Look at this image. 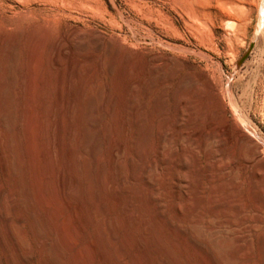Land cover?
I'll use <instances>...</instances> for the list:
<instances>
[{"label": "rangeland", "instance_id": "374dc122", "mask_svg": "<svg viewBox=\"0 0 264 264\" xmlns=\"http://www.w3.org/2000/svg\"><path fill=\"white\" fill-rule=\"evenodd\" d=\"M0 60L1 70L11 76V112L20 133L18 166L26 169L29 163L23 131L27 105L34 120L31 131L40 190L49 212L57 215V221H48L43 246L38 247L35 217L23 213L25 223L20 230L30 254L25 264H43L44 250L57 239L58 226L73 245L62 264H73L76 253L83 264L112 263L101 258L105 248L94 226H107L122 206L118 209L103 193L92 157L81 150L78 160L87 159L91 172L88 186L93 191L90 196H95L93 205L88 195L80 197L75 192L78 185L89 187L83 181L78 184L82 179L75 175L80 162L72 163L70 122H60L62 107L71 101H82L84 106L87 97L96 101L91 124L105 161L109 162L107 125L110 141L125 155L129 172L114 193L126 200L123 205L140 229L129 230L130 245H126L125 229L117 228L111 241V253L120 258L115 264H131L140 232L153 244L149 229L153 214L162 217V241L179 264H201L192 247L197 244L192 240L193 226L201 227L203 236H222L229 251L239 255L237 264H264V206L253 207L252 195L249 201L242 195L244 179L264 172V0H0ZM59 77L66 84L64 98L57 104ZM29 92L32 99L27 103ZM142 131L147 132L142 149L147 164H141L139 157ZM55 139L64 143L59 152L54 143L48 147ZM137 164L142 173L154 174L153 183L143 179L146 196L153 202L147 212L134 192L137 183L131 167ZM62 171L69 191L73 196L76 193L70 198L84 224L81 234L69 217L73 208L61 204L56 180ZM1 175L0 167V183L11 185L12 178L5 180ZM25 188L39 215L48 219L38 205L36 191ZM96 206L103 214L94 219L99 223L94 225L86 217L94 218ZM253 211L262 215L260 229L242 241V217L247 213L252 218ZM1 235L0 228V264H10L12 245L8 239L1 242ZM91 242L96 249L90 248ZM245 248L248 255L242 254ZM162 258L160 264H169L165 255ZM23 261L21 254L15 255L16 264Z\"/></svg>", "mask_w": 264, "mask_h": 264}, {"label": "bare ground", "instance_id": "6f19581e", "mask_svg": "<svg viewBox=\"0 0 264 264\" xmlns=\"http://www.w3.org/2000/svg\"><path fill=\"white\" fill-rule=\"evenodd\" d=\"M7 62L12 64L13 59H9V60H7ZM7 66H9V65L7 64ZM1 69L2 68H1V64H0V163H1L0 167H1V174H2L1 176L5 180H9L12 178V182L10 183L11 185H9V186H5V184L0 183V228L2 230V235H1L2 241L1 242H4V240L8 239L9 243H11V245H12L13 254L12 255L10 254L11 256L9 257V260H8L10 264H16V262H15V255L16 254L17 255L21 254L23 256V258H24L23 263L25 264V262H28V255H30V254H28L27 250H26V248H28L27 247L28 244L26 245V238L23 235V232H21V230H20L21 226L25 223L24 222L25 215H23V213L25 214V211H27V213L30 212L35 217V220H34L35 221L34 238H35V241H36V244L38 245V247L43 246V242H44L43 238L45 237V234L49 228L48 221H57V215L55 212H49L48 201L45 199V196L42 194V192L40 190V185H39V181H38L39 180V175H38L39 170L37 169L38 163H37V158L35 155L36 152L34 150L35 146L33 145L35 142L33 139L34 134L31 131L32 130L31 129V127H32L31 123L34 120H33V115L28 110L29 107L27 105L23 109V115L25 116L23 131L25 132V135H26V140H25L26 151H24V152H26L25 155L29 158V163L27 166L28 168H26V169L24 167V169L20 170V168L18 166L20 163V161H19L20 160V153L18 152V145H19L18 143L20 141V133H19L14 121H13V115L11 112V105H10L11 104L10 103L11 102L10 101L11 100L10 94L12 92V83H11V78H10L11 76L9 73L4 72ZM87 73H88V71H87ZM65 84H66V82L64 81V79H62V78L60 79V77H59V79H57V85H56L57 104L61 103L63 98H64V92H65L64 86H65ZM28 85H30V84H28ZM82 91H84V90H81V92ZM79 95H80V93H79ZM27 97H28L27 98V103H28L32 99L31 92L28 93ZM85 99L86 100L84 101V106H83L82 101L77 100L79 102H72L71 101L70 104L69 103L67 104L68 106L62 107L63 108V113H62L63 116L61 117V121H60V119H58V120L61 122V125H62V123H65L66 121L70 122V126L72 128V130H71V132H72L71 133L72 134L71 142H69L68 146L71 150V153L73 154V157H72L73 162L72 163H75L78 165V163L80 162L79 165L81 168L76 167L78 169L75 172L76 178L82 179V180H79L78 184L81 183L80 181H83L84 185L89 187L90 186L89 185V182H90L89 179L91 177V175H90L91 172H89L90 169L88 166L89 163L86 161L87 159L82 160V161H79L80 159L78 160L79 155H77V151L81 150L84 153H87L89 156L92 157L93 162H94V167H93L94 171H95L94 173L96 174L95 178L97 179L99 187L103 190V193L105 192L107 194V197L114 202V204L117 206V208L118 207L121 208V206L123 208V209L121 208L122 211H120L118 214L119 217L117 216V218L111 220V222L109 221V224L107 226L104 225L105 223H102L103 225L102 224L100 225L99 223H97L94 220V219L98 218L101 214H103V213H100L99 209L97 208L99 205L96 206L94 208V210L92 209L94 218H92L91 216L86 217V219L88 221L93 220V222H95L94 225H96V223L99 224L97 227L94 225L93 226L98 229L97 230V234H98L97 238H99V242H100L99 244H102L103 247L105 248L104 251H102V253H101V255H102L101 258L104 257L105 259H107L108 260L107 263H109V261H111L112 263L115 264L116 261H118V260L120 261V258L116 254L113 255L111 253V249L113 247L112 246L113 243H111V241H113V239H114L112 237L114 236L117 228L121 229L120 226H122L125 229L126 234L124 233L125 234L124 240H125L126 245H128L129 240H130L129 230L132 227H136V225H137V221L134 218V216L130 213L128 207L123 205L124 204L123 201L126 203V200L122 201V198L117 196L118 194L116 195V193H114V190L117 186V183L118 182H125V180L127 178V174L129 172V167L125 162V155H123V151L121 150V147L118 145L112 144V142L110 141L111 140L110 138L112 136L110 125H107V127L105 128L106 129L105 132L108 136V141H109L108 142L109 143L108 148H107L109 162L107 163L105 161L104 156L100 153V148L98 146V140L96 138L95 131L93 130L94 126L91 124V120L93 118V109H94L93 106H94L96 101L91 97H87ZM68 102H69V100H68ZM24 104H25V102H24ZM158 104L161 105V103H158ZM158 104L156 106L157 112H159L158 110L160 108L158 106ZM49 113H51L50 109H48L46 112V114L49 115V119L47 120L48 121L47 125H49L52 122ZM110 113L114 114L113 110H111ZM146 133L143 132L139 138V141H138V147H139V152H140L139 157H140L141 164H144V163L147 164L148 163L146 157H144V154H142V149L144 148V144H145V140H146V136H147ZM53 143H54L55 147L57 148L58 152L61 149V146L64 145L63 141H61L59 139H55L54 142L52 141V143H48V147H50ZM45 151H46V149H45ZM47 151H48L47 155L49 157L51 155V150L49 151V149H47ZM118 153H121V155L117 157L116 154H118ZM72 154H71V156H72ZM41 155H43V154L41 153ZM79 169H81L82 171H79ZM27 172H28V175H27ZM65 176H66V174L64 171H62L58 175V178L56 180L58 190H59L58 193L60 194V197H61V204L67 209L73 208V210H74V207H73L74 204L72 202L73 198L72 197H71L72 199L70 198V196L72 194L69 191L68 186L66 185ZM250 176H251L252 180L249 178L244 179V187L242 186V189H244V193L242 194L244 196L243 199H245V200L248 199V201H249L250 198H248V197L252 195V199H253V202L255 204V205L253 204V207L256 205H258V206L263 205L264 206V172L262 175H259V173L256 172ZM131 177H132L133 181H135L137 183V185L135 186L136 189H134L135 190L134 192L136 193L137 197H139V199L141 200V206L140 207H141L143 212H147L151 209L153 202L150 201V198H148L146 196V193H147L146 191H148V190H146V187H144V185H143V179L146 180V183H153L154 182V174L151 171H147L145 173H142L141 165L137 164V165H133L131 167ZM22 184L24 185V187L22 186ZM26 186L27 187L29 186L30 188H32V190L36 191V193H37L36 200L38 202V205H40L39 207H41L43 212L48 214V216H47L48 219L39 215L37 208L35 207V204L33 203L32 199L29 195L30 191L27 188H25ZM24 188L27 189L29 192L27 190H25ZM84 188H85L84 186L82 187L81 185H78V190L75 192L78 195H80V194L88 195L89 200L91 201V199H93L95 197V196L91 197L93 195V194H91L93 191H91V192L89 191L91 189L90 187L88 190H87V188L86 189H84ZM76 193H75V195H76ZM83 195H80V197ZM82 198H79V199H81V201H83ZM85 198H86V196H85ZM110 201H109V203H110ZM94 203H96V202H94ZM89 204L91 205L92 201ZM107 205H108V203H107ZM77 209H75L74 211L72 210L73 212L70 214L69 217L73 221L74 229L77 230L78 234H81L82 232H84V227H83L84 224H82L83 222L77 217V214H76ZM254 209L257 210L256 208H254ZM243 211L244 210H242V212ZM245 211H247V210H245ZM258 211H255V212L253 211V213H255V214L253 216V213H252V216H253L252 218H250L251 215L248 216L247 213H245L244 217H242V218H244L243 219L244 224H243V229H242V231H243L242 241L243 240L246 241L247 238L249 237L250 232L251 233L255 232L257 230V228L259 227V225H260L259 223L262 219L261 218L262 215H259ZM159 215L160 214H153L149 220V229H150V232H152V235H153L152 238L154 239L153 240L154 242L152 241L153 244L150 243L147 236L143 232H140L141 234L140 235L138 234L139 235L138 240H139L140 244L137 245L136 253H134L135 254L134 257H131L132 258L131 264H160V263H162V261L160 262L159 259L161 257V260H162L163 255L166 256V258H167L166 260H168L169 264H179V261H178L179 259H177V257L172 253V251H170L169 249H167L165 247V245L163 243L164 240L162 241L163 236H161V230H162L163 220H162V217H160ZM263 218H264V216H263ZM262 220H264V219H262ZM242 223H243V221H242ZM200 228L201 227H199V226H195V227L193 226L192 227V229H194L192 231L195 232V233L193 232L195 234V236H192V240H193V243H197V244H192V242H191V244H192L194 252L196 253V256L198 257L201 264H237L238 263L239 255L229 251V249L227 247V243L221 238L222 236L221 237L211 236V235H210V237L203 236L201 234L202 230H200ZM258 229H260V228H258ZM138 230H140V229H138ZM56 235H57V239L53 243H51L49 247H47L44 250L43 264H62L64 261V258L66 257V254H68L73 248V245L68 240L69 238L66 237V234H64L63 230L59 226L56 227ZM162 235H163V233H162ZM104 236H107V238L105 240L104 239L102 240V238ZM173 237L175 238V241H177L179 243L182 241V238L179 236H173ZM124 240H123V242H124ZM198 240H205V243H203V244L199 243L198 244V242H195ZM183 241H182V243H183ZM94 243L95 242L89 243L90 248H95ZM184 243H185V241H184ZM135 244H137V243H135ZM95 249H93V250H95ZM98 249H100V248H98ZM242 252H244L242 254L248 255L246 248ZM92 255H94V254H92ZM99 255H100V253H99ZM211 255L214 256L216 262L213 261ZM90 258L92 259V257H90ZM244 258H245V256H244ZM80 260H81L80 255L78 253H76L74 256L73 264H83V263H80V262H82ZM107 260H105V261H107ZM103 261H104V259H103ZM246 264H249V262Z\"/></svg>", "mask_w": 264, "mask_h": 264}]
</instances>
